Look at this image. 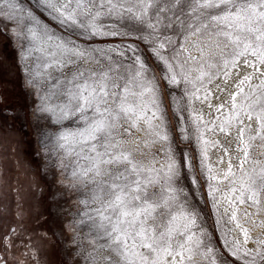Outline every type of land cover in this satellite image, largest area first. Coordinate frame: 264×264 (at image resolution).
Here are the masks:
<instances>
[{"label":"snow or ice","instance_id":"1","mask_svg":"<svg viewBox=\"0 0 264 264\" xmlns=\"http://www.w3.org/2000/svg\"><path fill=\"white\" fill-rule=\"evenodd\" d=\"M35 7L83 40L146 45L83 48L20 0H0V35L26 41L19 60H33L22 71L39 100L36 155L59 168L64 187L85 194L69 224L73 264H193L196 256L203 264H264V240L241 222L264 224L252 219L264 212V0H36ZM105 16L117 23L104 25ZM93 61L97 67L84 66ZM163 88L179 91L168 92L175 128ZM194 101L206 103L207 114ZM192 139L199 176L185 150ZM141 143L160 145L147 163L136 159L145 154ZM205 187L218 235L204 226L200 201L190 203Z\"/></svg>","mask_w":264,"mask_h":264},{"label":"rangeland","instance_id":"2","mask_svg":"<svg viewBox=\"0 0 264 264\" xmlns=\"http://www.w3.org/2000/svg\"><path fill=\"white\" fill-rule=\"evenodd\" d=\"M21 3H24L26 7H32L34 11H36L37 15L45 22H47L53 30L56 31L57 35L63 36L65 38L71 37L76 40L77 44L83 48H108L115 47L117 45H125L128 43L135 42L139 45L140 49H145L146 45L141 43L140 41H133L132 38H124L120 36L112 37H94L91 40H83L80 37L76 36L72 32L66 30L65 28L60 27L57 23L52 20L46 12H42L36 9V0H20ZM12 27H15L14 22H9ZM101 23L104 25H112L117 22L113 19H109L108 17H102ZM24 44L26 46L27 42L23 40H16L11 35H0V58L3 62V67L7 69L5 73H1L0 77V99L2 101L0 105V117H2L4 121L8 122V127H13V137L21 138V141L18 142L17 147L18 154L21 155V161H26L27 167H32L37 171V175L41 177L42 186L40 180L33 177L27 185V189L29 187V194H32L33 199H44L46 201V222L47 226L52 234V238L55 240L56 244V258L61 262V264H73V258L69 255V251L71 245L69 244V237L71 235V230L69 228L70 222L73 220L75 214L82 210V206L77 202L79 199L85 198V194L79 191H70L68 188L64 187L61 183L64 180V177L61 175L59 168H53L50 165H46L45 160L40 156L36 155L37 149L39 147L38 139H39V131L37 129V116L39 113L35 112L36 104L39 103L37 96L34 93V90L28 85L27 81L31 79L30 75H26L22 71V67L27 63L29 66L33 63L32 59H29L27 62L19 60L18 53L20 49V45ZM195 54V53H193ZM35 55V54H34ZM105 64V61L101 60V65ZM85 67L95 68L97 65L95 62L87 63L84 65ZM73 71L72 68L65 69L63 76H67L69 73ZM59 75L55 71L52 72V76L56 77ZM195 75V73L193 74ZM49 82L45 80L42 85V92L48 88ZM4 85V88H3ZM16 87L19 88L22 93V101L20 103H16V98L19 96H15L14 90ZM174 92L176 95H179V91L176 89L163 88V98L164 104L167 110V119L169 126L171 128H175L176 118L174 117V108L170 103V97L168 96V92ZM62 99V98H61ZM56 103L61 102L60 100L55 101ZM212 103H215V97H212ZM191 107L200 110L203 109L204 113L207 114V104L201 103L200 101H194ZM187 117V113H184ZM46 123V119H41L40 124L43 125ZM15 125H19L16 127ZM186 126L189 127V134H193V128L191 127V122L187 121ZM17 128V130L15 128ZM18 132L20 135L18 136ZM136 137H139L141 141L144 139H148L143 132H136ZM220 138L219 134L213 139ZM25 143V144H24ZM187 143L186 151L189 153V156L192 157L193 163V173L192 175L199 176V156H198V146L195 143V140L192 139ZM25 146V148H22ZM182 147L184 144L181 145ZM126 147H134L132 144L126 145ZM141 149L145 153L143 156L137 154L136 159L143 160L145 163L151 158V154L156 152L157 149L160 148V145L150 146L149 148H144L143 144L140 145ZM26 150V151H25ZM216 149L212 148L211 152H215ZM260 149L257 147L253 151V155L259 156ZM25 153L27 157H25ZM31 159H34L31 162ZM161 159L162 162V158ZM29 164V165H28ZM43 182L45 186V197L41 192L43 187ZM64 183H67L64 180ZM188 190L191 193L192 187L190 184L187 185ZM228 187V181H223L220 184L221 190H226ZM207 198V189L206 187L196 191L195 197L193 198L191 195L189 197L190 203L196 204V201H200L198 207L203 209L204 212V220L202 221L204 226L207 228L209 232H212L214 235H218L215 231L214 217L212 215L210 203L206 204L205 200ZM41 200L39 205H41ZM38 204H35L37 207ZM257 221H264V212H261L259 216L253 217ZM241 222L245 224V227L250 229L252 237H259L264 240V224L254 225L251 222H245L243 218H241ZM80 231L81 236L87 232V228L78 229ZM248 247L255 248L256 245L253 243H249ZM193 264H203L199 256H196L193 260Z\"/></svg>","mask_w":264,"mask_h":264},{"label":"trees","instance_id":"3","mask_svg":"<svg viewBox=\"0 0 264 264\" xmlns=\"http://www.w3.org/2000/svg\"><path fill=\"white\" fill-rule=\"evenodd\" d=\"M14 92L19 96L16 103H20L22 93L17 87ZM2 119L0 117V256L7 264H61L56 258L55 240L46 222L45 198L34 200L29 187L27 189L33 177L38 180L41 177L35 169H30L34 164L32 167L28 164L29 168L26 161H21L17 147L21 138L17 137L19 141H15L13 127H8V122ZM41 192L45 197L44 182Z\"/></svg>","mask_w":264,"mask_h":264},{"label":"flooded vegetation","instance_id":"4","mask_svg":"<svg viewBox=\"0 0 264 264\" xmlns=\"http://www.w3.org/2000/svg\"><path fill=\"white\" fill-rule=\"evenodd\" d=\"M5 71H7V69L6 68H4L3 67V62H2V59L0 58V74L2 73H5ZM0 77H1V75H0ZM0 88H1V85H0ZM3 88H4V85H3ZM1 91V90H0ZM0 96H1V92H0ZM0 101H2L1 99H0ZM1 103L2 102H0V105H1Z\"/></svg>","mask_w":264,"mask_h":264}]
</instances>
